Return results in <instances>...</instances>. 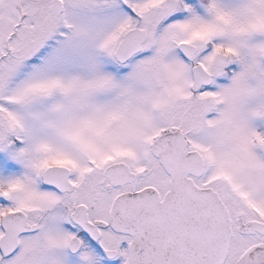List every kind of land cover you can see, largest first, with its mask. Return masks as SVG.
<instances>
[{"label": "snow or ice", "instance_id": "1", "mask_svg": "<svg viewBox=\"0 0 264 264\" xmlns=\"http://www.w3.org/2000/svg\"><path fill=\"white\" fill-rule=\"evenodd\" d=\"M0 264H264V0H0Z\"/></svg>", "mask_w": 264, "mask_h": 264}]
</instances>
